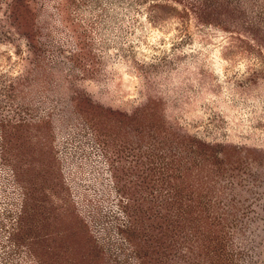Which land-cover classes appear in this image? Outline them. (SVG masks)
<instances>
[{"label":"rangeland","instance_id":"rangeland-1","mask_svg":"<svg viewBox=\"0 0 264 264\" xmlns=\"http://www.w3.org/2000/svg\"><path fill=\"white\" fill-rule=\"evenodd\" d=\"M0 264H264V0H0Z\"/></svg>","mask_w":264,"mask_h":264}]
</instances>
